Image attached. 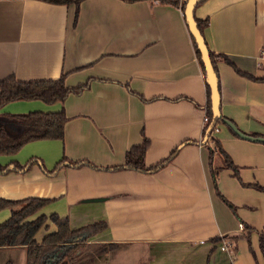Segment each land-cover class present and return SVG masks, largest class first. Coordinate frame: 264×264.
Returning <instances> with one entry per match:
<instances>
[{"label": "crops", "instance_id": "obj_1", "mask_svg": "<svg viewBox=\"0 0 264 264\" xmlns=\"http://www.w3.org/2000/svg\"><path fill=\"white\" fill-rule=\"evenodd\" d=\"M185 2L79 0L74 20L73 5L0 0V80L64 75L68 88L87 84L52 104L17 100L2 106L1 119L63 110L66 123L63 140L26 143L16 154L0 155V166L30 158L47 170L64 158L117 166L143 137L149 166L182 141H195L151 174L83 166L50 176L36 164L25 173L0 174V199L50 200L32 219L55 213L67 217L71 229L105 222L107 229L91 241L118 247L94 264H264V193L243 187L217 153L211 164L217 190L234 211L212 185L213 142L204 143L201 133L205 80L180 7ZM194 16L208 21L203 34L217 56L221 116L246 135L264 137V81L240 75L220 57L264 78V0H204ZM212 137L242 184L264 186V144L235 136L223 124H216ZM10 214L1 210L0 223ZM224 241L227 252L220 250ZM25 261V248H0V264Z\"/></svg>", "mask_w": 264, "mask_h": 264}, {"label": "trees", "instance_id": "obj_2", "mask_svg": "<svg viewBox=\"0 0 264 264\" xmlns=\"http://www.w3.org/2000/svg\"><path fill=\"white\" fill-rule=\"evenodd\" d=\"M40 1L54 5H73L75 8L74 20L77 18L79 0ZM180 7L184 14L185 3L181 4ZM194 19L197 28L204 37V29L208 25L207 19L201 20L195 16ZM191 39L194 44L196 56L202 68L205 80V71L201 61L200 53L192 36ZM208 51L214 72L217 76L219 90L216 66L217 56L214 55L209 49ZM220 57H222L223 61L230 64L240 75L246 76L251 80L264 81V78H255L249 74L241 72L227 58L224 56ZM86 87L87 84L79 85L76 88L66 87L64 84V75H61L58 79L54 80L39 81H20L17 80L13 75H10L0 80V108L9 102L17 100H39L46 104H52L58 101H63L70 93L78 94ZM205 89L206 103L203 109L205 115L208 118V122L202 127L201 133L202 140L205 139L203 140L204 143L207 140L213 142L212 148L208 149V162L210 167L211 181L216 195L226 202L228 207L234 211L233 206L224 200L217 190L215 181L216 173L211 169L212 158L215 153L220 155L222 158L223 167L231 169L233 176L237 178L243 187H250L256 191L264 193V186H260L258 184H242L239 179L236 167L232 164L227 154L224 153L219 142L212 137L213 132L216 130V124H223L222 120L228 119L221 116V119L217 120L210 132L207 133L208 125L212 119V113L210 109L209 98L210 90L206 81ZM0 120L7 121L18 129L17 133L14 135H9L5 128L6 125L3 123L0 124V155H13L29 142L41 140H63L66 116L63 110L51 113L34 111L26 114H6L2 117V119L0 118ZM229 131L235 135L230 129ZM193 143H195L193 140L182 141L178 146L174 147L165 158L161 159L156 164L149 166H147L144 162L149 141L143 137L141 144L132 146L126 151L123 163L117 166L102 168L96 167L86 160L69 161L64 158L60 160L51 170H47L38 158H30L24 164L13 162L6 166H0V174H7L10 172L25 173L34 164L38 165L42 172L50 176L55 175L64 167L79 168L83 166L104 171L135 170L142 173L151 174L159 171L164 166L172 162L182 146ZM49 202L50 200L48 199L35 197H29L27 199L18 201L0 199V211L7 208L11 209L10 216L5 221L0 223V248H25V264H94V260L97 256L106 254L118 247L117 244L113 243H95L91 241L92 238L107 229L105 222H97L78 229H71L68 218L60 217L55 213L49 215L41 214L32 219V216L38 213ZM40 230H43L45 233L38 241L36 235ZM259 248L264 258V226L263 230L259 234ZM5 264L12 263L6 262Z\"/></svg>", "mask_w": 264, "mask_h": 264}, {"label": "water", "instance_id": "obj_3", "mask_svg": "<svg viewBox=\"0 0 264 264\" xmlns=\"http://www.w3.org/2000/svg\"><path fill=\"white\" fill-rule=\"evenodd\" d=\"M202 1L203 0H186L185 7H184V16L186 19L189 32L191 36L193 37L196 47L200 53L201 61L203 63L204 71H205V81L210 90L209 98H210V109L212 113V119L207 128V133H208L210 132L211 128L214 126L215 122L221 119V114H220V96H219V90H218V84H217V76L214 72V69H213V66L210 60L209 51H208V47L205 42V39L201 35L199 29L197 28V25L194 19V9L196 5ZM222 122L236 136L244 140L264 144V137L246 135L242 133L240 130H238V128L230 121L223 119Z\"/></svg>", "mask_w": 264, "mask_h": 264}, {"label": "built area", "instance_id": "obj_4", "mask_svg": "<svg viewBox=\"0 0 264 264\" xmlns=\"http://www.w3.org/2000/svg\"><path fill=\"white\" fill-rule=\"evenodd\" d=\"M203 126L208 122V118H207V116L205 115L204 117H203ZM238 228L240 229V230H243V226L241 225V224H239L238 225ZM220 250H222V251H229L230 250V243L229 242H222L221 243V245H220Z\"/></svg>", "mask_w": 264, "mask_h": 264}, {"label": "rangeland", "instance_id": "obj_5", "mask_svg": "<svg viewBox=\"0 0 264 264\" xmlns=\"http://www.w3.org/2000/svg\"><path fill=\"white\" fill-rule=\"evenodd\" d=\"M3 123L4 125H6L5 128L9 135H14L15 133H17L16 128L12 124L8 123L7 121H3ZM42 233H43V230H40L38 234L36 235V238H39Z\"/></svg>", "mask_w": 264, "mask_h": 264}]
</instances>
